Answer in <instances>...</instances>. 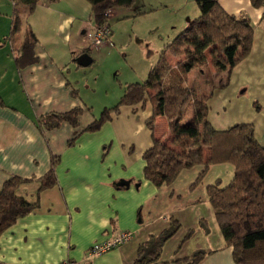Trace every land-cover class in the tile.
Masks as SVG:
<instances>
[{"label":"crops","instance_id":"1","mask_svg":"<svg viewBox=\"0 0 264 264\" xmlns=\"http://www.w3.org/2000/svg\"><path fill=\"white\" fill-rule=\"evenodd\" d=\"M216 1L228 14L250 22L253 41L249 55L235 66L228 82L214 89L207 117L217 130L251 125L255 139L264 147V6H253L251 0ZM116 8L110 10L109 17ZM129 8L134 14L170 8L166 14L181 30L200 14L196 0H136ZM12 9L9 0H0V188L11 176L27 179L15 194L38 205L0 234V264H61L64 260L135 264L142 246L154 241L160 242L159 250L147 264H178L176 260L199 250L204 254L198 264H235L232 247L225 244L216 220L218 230L201 220L205 248L185 253L183 243L165 247L173 234L165 239L164 235L170 229H175V234L180 223L162 216V210L174 206L172 201L180 194L172 183L157 187L143 176V153L152 146V132L146 125L152 115L148 98L135 105H121L97 130L86 129L103 109L116 105L123 93L118 90L113 98L106 96L98 104L101 108L91 104L97 89L82 70L99 60L101 48L95 50L99 52L95 62L89 52L93 48L83 35L94 23L90 4L86 0H41L27 18L37 37L35 61L22 68H17L5 40ZM171 9L176 10L174 14ZM21 17L25 18V13ZM82 53L92 58L87 66L76 63ZM79 73L85 77L82 83L87 94H81ZM73 108L82 110L78 126L65 122L49 130L38 127L42 115ZM154 135L178 148L164 116L155 119ZM52 156L58 158L55 184L41 189L39 179L50 169ZM228 173L230 181L232 165ZM121 180L129 185H120ZM194 192L188 193L192 202ZM173 210L168 211L172 214ZM212 212L214 215L213 208ZM120 231H132L134 236L107 252L88 255L94 243ZM190 235L188 231L185 238Z\"/></svg>","mask_w":264,"mask_h":264},{"label":"trees","instance_id":"2","mask_svg":"<svg viewBox=\"0 0 264 264\" xmlns=\"http://www.w3.org/2000/svg\"><path fill=\"white\" fill-rule=\"evenodd\" d=\"M11 29L5 40L9 43L17 68L35 61L33 48L37 37L27 23L41 0H9ZM91 6V21L97 27L106 24L110 10L130 7L136 0H86ZM200 14L188 20L185 27L159 53L148 77L142 82L127 84L116 105L102 110L100 116L87 126L97 130L110 119V112H118L121 105H135L146 98L151 103L152 115L146 125L152 132V146L143 153V176L155 186L170 185L181 171L199 166L201 169L192 183H199L212 164L229 163L233 166L230 181L221 186L217 180L206 186L208 201L225 244L232 247L235 264H264V147L254 137L251 125L234 124L217 130L208 120L209 99L215 88L224 86L232 70L251 51L253 29L245 18L225 12L216 0H196ZM253 6H264V0H251ZM25 13V18L21 14ZM107 25V24H106ZM218 72H226L223 83L207 81L208 92H200L188 85V74L207 63ZM181 56L175 67L168 56ZM202 71V70H201ZM200 71V73H202ZM190 110L186 122L184 119ZM81 108L66 112H51L38 118V127L49 130L67 122L78 126ZM164 116L173 148L154 135L155 119ZM57 156H52L50 169L39 179L40 188L55 184L54 167ZM11 176L0 188V234L15 221L33 211L38 203H28L15 194L26 182ZM191 187V188H192ZM170 229L164 239L174 234ZM160 242H148L140 249L135 264H147L155 259ZM204 254L199 250L189 257L176 260L178 264H198Z\"/></svg>","mask_w":264,"mask_h":264},{"label":"rangeland","instance_id":"3","mask_svg":"<svg viewBox=\"0 0 264 264\" xmlns=\"http://www.w3.org/2000/svg\"><path fill=\"white\" fill-rule=\"evenodd\" d=\"M169 11L170 8L160 12L151 11L134 14L133 9L129 7H117L115 14L107 18L106 24L110 29V35L108 42L99 47L101 48V57L98 60L99 52L95 53L96 49L100 51L99 48L90 50L89 52L94 57L93 60L96 62L97 59L98 61L82 70L86 72V78L88 76V79L92 80L91 84L95 85L97 89L91 102L92 105L97 103V106L94 107L93 105L94 108H101L98 105L99 102L103 103L106 96L113 98L115 93L120 90L122 92L127 84L142 82L147 79L151 67L158 60L160 51L181 30L179 26L174 25L177 23L174 22V18L167 16L166 13ZM175 11V9H171V14H174ZM205 57L207 63L197 66L187 76L188 85H193L200 92H203V90L205 92L209 91L206 84L209 79H212L216 85L223 83L226 79L225 71L222 74V72L216 71L211 66L208 49L205 51ZM168 58L169 63L175 67L185 57L184 55L179 57L169 55ZM79 74L81 94H87L83 88L85 77L82 73ZM100 110L99 112H101ZM189 116L190 110L184 122L188 120ZM230 167L229 163L210 165L202 180L194 187H192V183L200 169L194 167L180 172L172 183L176 193L180 196H175L172 201L174 206L162 210V216L165 215L168 218L171 216V218L177 219L180 227L165 247L170 246L172 248L178 243H183V251L193 253L195 250L207 246L201 220H206L209 228H216L217 224L206 196V186L215 183L219 179L221 185L228 183ZM192 190L195 191V202H192L188 194ZM171 209H174L172 214L168 211ZM188 231L191 232V235L185 238ZM211 235L212 242L216 243L213 230H211ZM181 240L184 241L181 242Z\"/></svg>","mask_w":264,"mask_h":264},{"label":"built area","instance_id":"4","mask_svg":"<svg viewBox=\"0 0 264 264\" xmlns=\"http://www.w3.org/2000/svg\"><path fill=\"white\" fill-rule=\"evenodd\" d=\"M83 35L88 41L92 48H99L105 42H108L110 29L108 25H103L100 27L94 26L93 24L88 25L84 31ZM134 233L132 231H120L112 234L110 237L94 243L88 250V255H98L107 252L111 249L116 248L119 245L125 244L132 239ZM61 264H78L72 260H64Z\"/></svg>","mask_w":264,"mask_h":264},{"label":"water","instance_id":"5","mask_svg":"<svg viewBox=\"0 0 264 264\" xmlns=\"http://www.w3.org/2000/svg\"><path fill=\"white\" fill-rule=\"evenodd\" d=\"M75 60H76V63L81 65V66H87L92 62V58L89 56L88 53H82ZM119 184L124 185V186H128L129 181L121 180L119 182Z\"/></svg>","mask_w":264,"mask_h":264}]
</instances>
